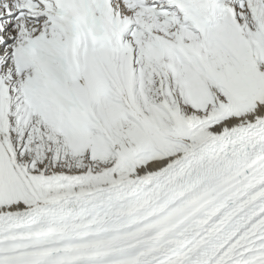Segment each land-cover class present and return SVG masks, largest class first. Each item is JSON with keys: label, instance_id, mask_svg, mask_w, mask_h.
Masks as SVG:
<instances>
[{"label": "snow or ice", "instance_id": "snow-or-ice-1", "mask_svg": "<svg viewBox=\"0 0 264 264\" xmlns=\"http://www.w3.org/2000/svg\"><path fill=\"white\" fill-rule=\"evenodd\" d=\"M0 264H264V0H0Z\"/></svg>", "mask_w": 264, "mask_h": 264}]
</instances>
